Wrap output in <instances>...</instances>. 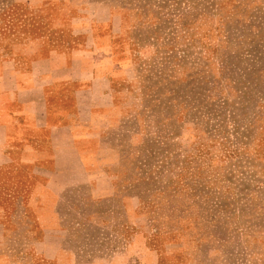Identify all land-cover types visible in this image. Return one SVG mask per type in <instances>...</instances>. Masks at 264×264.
I'll return each instance as SVG.
<instances>
[{
	"label": "rangeland",
	"instance_id": "obj_1",
	"mask_svg": "<svg viewBox=\"0 0 264 264\" xmlns=\"http://www.w3.org/2000/svg\"><path fill=\"white\" fill-rule=\"evenodd\" d=\"M75 41L113 51L100 169L14 143L0 264H264V0H0V61Z\"/></svg>",
	"mask_w": 264,
	"mask_h": 264
},
{
	"label": "crops",
	"instance_id": "obj_2",
	"mask_svg": "<svg viewBox=\"0 0 264 264\" xmlns=\"http://www.w3.org/2000/svg\"><path fill=\"white\" fill-rule=\"evenodd\" d=\"M94 32L91 39L97 44ZM89 46L75 41L66 50L29 53L25 61H0V169L14 162L12 145L18 142L23 143V158L54 176H80L66 181L54 177L49 186L85 184L89 171L100 169L99 150L91 143L99 136L98 122L108 119L114 107L113 51L107 45ZM4 232L0 221V240Z\"/></svg>",
	"mask_w": 264,
	"mask_h": 264
}]
</instances>
